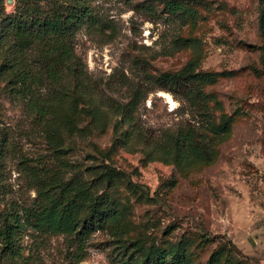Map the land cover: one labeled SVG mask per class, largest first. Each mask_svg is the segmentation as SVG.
<instances>
[{
    "label": "rangeland",
    "instance_id": "1",
    "mask_svg": "<svg viewBox=\"0 0 264 264\" xmlns=\"http://www.w3.org/2000/svg\"><path fill=\"white\" fill-rule=\"evenodd\" d=\"M168 1L187 12H169ZM20 15L28 22L59 18L71 29L35 37L34 28L32 43L19 52L6 17ZM260 18L264 22V0H0V37L6 34L0 65L16 57L60 123L45 128L0 76V225L32 206L28 170L56 168L58 150L77 166L65 178L97 181L98 193L127 208L126 243L176 246L186 264H264ZM51 58L64 59L56 64V82L42 69ZM164 73L201 89L210 126L183 89L160 86ZM207 74L211 80H202ZM129 102L134 105L123 117ZM185 128L200 136L206 153L161 158L153 142ZM79 230L50 233L24 225L17 230L18 255H6L0 245V264L122 260L117 238L97 228Z\"/></svg>",
    "mask_w": 264,
    "mask_h": 264
},
{
    "label": "trees",
    "instance_id": "2",
    "mask_svg": "<svg viewBox=\"0 0 264 264\" xmlns=\"http://www.w3.org/2000/svg\"><path fill=\"white\" fill-rule=\"evenodd\" d=\"M166 9L171 13L184 14L187 12V8L176 1H168ZM6 19H12L7 35L15 28L12 43L19 52L32 43L30 37L33 36L32 29L34 28L37 29L34 32L35 37L37 35L47 36L51 33L63 34L71 29L70 24L62 23L59 18H46L39 22L30 19L28 22L20 15L7 16ZM259 23L261 28H264L262 18ZM2 37H6V34L5 36L3 34L0 39ZM51 59V64L42 61V69L49 82H56L61 78L56 64L57 62L63 63L64 59ZM4 61L6 62L0 65V76L7 81L9 92L24 99L29 109L35 113V118L40 122L43 121L45 128L57 129L60 125L57 121L59 117L55 116L47 100H42L36 93L35 78L28 76V72L20 67V62L16 57H6ZM210 77L209 74L204 75L202 80L210 81ZM37 80L41 81L40 78ZM182 80L170 73H164L157 78L158 83L164 89L173 92L178 87L183 89L184 97L194 105L197 116L210 126L206 105L201 100L203 96L201 89ZM133 105L134 102H129L121 108L123 117L126 115L124 108H131ZM63 120L66 121L68 118L64 117ZM222 127L224 126H212V129L218 130ZM198 138L200 136L192 128H185L165 134L164 139L153 143L163 159L180 156L181 159L188 160L201 158L206 153L205 146L199 142ZM55 160L56 168L52 166L47 168L46 165L29 168V181L36 196L31 207L22 208L21 216L13 214L11 221L6 219L0 225L2 252L9 256L18 255L17 230L24 225L50 233H72L79 227L81 228L79 233H84V230L97 228L118 239L117 249L122 256L118 264H186L185 255L176 246L167 248L150 246L144 249L136 242L126 243L127 241L121 240L122 217L127 213V208L120 206L118 202L104 193H98L97 181L87 182L80 177L65 178L67 171L77 166L63 158L61 151L57 150Z\"/></svg>",
    "mask_w": 264,
    "mask_h": 264
},
{
    "label": "water",
    "instance_id": "3",
    "mask_svg": "<svg viewBox=\"0 0 264 264\" xmlns=\"http://www.w3.org/2000/svg\"><path fill=\"white\" fill-rule=\"evenodd\" d=\"M8 3H10V2H8Z\"/></svg>",
    "mask_w": 264,
    "mask_h": 264
}]
</instances>
